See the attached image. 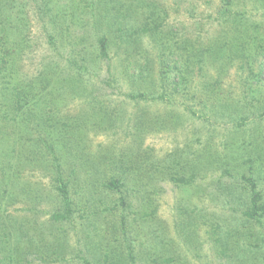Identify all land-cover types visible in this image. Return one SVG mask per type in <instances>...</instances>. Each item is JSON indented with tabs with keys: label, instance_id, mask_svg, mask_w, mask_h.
Returning a JSON list of instances; mask_svg holds the SVG:
<instances>
[{
	"label": "rangeland",
	"instance_id": "374dc122",
	"mask_svg": "<svg viewBox=\"0 0 264 264\" xmlns=\"http://www.w3.org/2000/svg\"><path fill=\"white\" fill-rule=\"evenodd\" d=\"M0 264H264V0H0Z\"/></svg>",
	"mask_w": 264,
	"mask_h": 264
},
{
	"label": "trees",
	"instance_id": "16d2710c",
	"mask_svg": "<svg viewBox=\"0 0 264 264\" xmlns=\"http://www.w3.org/2000/svg\"><path fill=\"white\" fill-rule=\"evenodd\" d=\"M59 175V174H58ZM56 186H55V190H56V194L58 195V197L62 200V205L63 207H65V210L68 211V183L67 181L62 178L61 176H58V178L56 179ZM123 181L119 180V179H115V178H110L108 180H106L103 183V187L111 192H116V193H121V188L123 187ZM58 214H56V218L59 219H63V215H60L59 217L57 216Z\"/></svg>",
	"mask_w": 264,
	"mask_h": 264
}]
</instances>
